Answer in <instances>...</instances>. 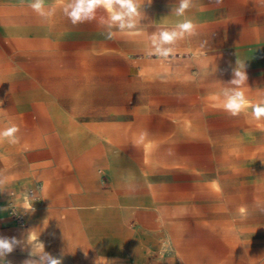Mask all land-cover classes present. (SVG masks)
I'll use <instances>...</instances> for the list:
<instances>
[{
    "label": "crops",
    "instance_id": "crops-1",
    "mask_svg": "<svg viewBox=\"0 0 264 264\" xmlns=\"http://www.w3.org/2000/svg\"><path fill=\"white\" fill-rule=\"evenodd\" d=\"M29 2L25 0L20 9L17 28L5 19L0 28V42L10 48L34 49L20 51L3 71L11 82L5 88L0 129L11 125L19 128L18 143L0 138V177L6 178L0 186V200L7 197L5 208L10 199L21 202L22 195L38 184L61 186L67 161L71 166L68 174L78 183H66L63 189L89 192L97 185H83L80 168L95 154L101 166L113 170L116 180L124 178L131 184L134 161L143 164L151 158L144 144H165L173 136L188 135L200 146L198 155L202 158L203 145L264 143V120L257 121L251 114L253 105L264 103V0H211L209 22L203 20L200 3L193 14L195 34L173 45L174 52L198 48L202 53V65L189 81L181 74L154 70L158 57L147 55L150 34L172 29L187 19V12L183 17L175 15L179 0H151L150 5L145 0V19L137 32L116 33L112 39L95 21L73 26L62 11L67 0H45L46 7H55V14L47 19L28 7ZM97 15L99 18L103 12ZM238 63L245 65L248 76V86L243 89L247 106L233 117L224 110V93L231 88L228 83ZM187 90L193 91V103L185 98ZM188 111L194 113L193 134L186 131L184 113ZM172 117L178 121L172 122ZM142 132L147 136L143 143H137ZM108 144L115 145L110 165L106 162ZM98 174L103 175V171ZM42 193L33 200L35 211L29 213L26 228ZM98 199L100 204L107 202L101 193ZM259 204L262 210L252 214L262 219L264 227V202ZM238 207L218 200L208 210L198 206L195 214L201 225L217 226L220 222L212 214L215 210L236 212ZM211 233L228 256L213 260V264H264V245L239 242L264 240V231L241 237ZM183 250L195 256V264H203L205 256L216 253L207 252L203 242Z\"/></svg>",
    "mask_w": 264,
    "mask_h": 264
},
{
    "label": "rangeland",
    "instance_id": "rangeland-1",
    "mask_svg": "<svg viewBox=\"0 0 264 264\" xmlns=\"http://www.w3.org/2000/svg\"><path fill=\"white\" fill-rule=\"evenodd\" d=\"M24 3L25 0H0V28L4 19L18 27ZM200 3L204 22L210 20L211 0H193L186 10V18L193 24V14L199 10ZM24 50L34 51L10 48L0 42V111L5 88L11 82V79L4 78V68L9 60L17 59L18 53ZM201 54L198 48H194L174 52L167 60L155 58L154 70L172 76L181 74L189 81L202 65ZM185 95L188 103L194 102L193 91L187 90ZM184 115L186 131L193 134L194 113L188 111ZM171 120L174 122L177 118ZM170 140L165 144L143 145L144 150L148 147L145 152L151 158L145 159L143 164L138 159L134 161L135 175L130 177L131 184H127L124 178L116 180L113 170L101 166L94 158L97 157L95 154L82 163L79 177L83 185H97L95 191L66 192L64 185L78 183V179L68 174L71 166L65 162L60 177L63 184L44 182L43 193L37 200L38 209L28 228L13 223L6 214L7 197L0 200V236L23 240L30 231L36 235L41 233L39 238L45 243V251L54 257H62L63 264H195V256L183 249L201 242L207 252H216L205 256L203 264L226 260V251L211 231L235 237L264 231L262 219L252 214L262 210L259 202H264V143L203 145L201 158L198 155L200 146L194 143L193 137L176 135ZM114 151L115 145L108 144V165L114 163L110 154ZM174 156L181 158L175 159ZM99 170L103 175L98 174ZM99 193L107 200L105 205L100 204ZM218 200L236 203L239 207L236 212L227 208L215 210L212 214L220 222L217 226L211 223L201 225L197 221L196 208L202 206L208 210ZM160 202L170 206H138ZM239 242L264 245V240ZM28 253L29 249L17 247L6 261L24 264L29 259Z\"/></svg>",
    "mask_w": 264,
    "mask_h": 264
},
{
    "label": "clouds",
    "instance_id": "clouds-1",
    "mask_svg": "<svg viewBox=\"0 0 264 264\" xmlns=\"http://www.w3.org/2000/svg\"><path fill=\"white\" fill-rule=\"evenodd\" d=\"M150 5L151 0H146ZM193 0H179V5L174 9L175 15L183 17L186 10L192 5ZM220 0H217L219 3ZM145 0H67L63 4L62 11L70 20L73 26L82 23H91L95 21L97 25L107 32V38L112 39L116 33H135L145 19L142 7ZM28 7L36 12L42 18H49L55 14V7H46L45 0H30ZM98 12L103 15L98 18ZM195 34V25L189 19L179 21L172 29H163L149 35L150 50L148 56H155L167 60L174 54L173 45L186 35ZM248 76L245 71V65L239 64L233 71V78L228 83L231 88L224 93V110L233 117L241 114L247 106V99L243 91L247 85ZM252 116L257 121L264 120V103H257L252 106ZM19 128L11 125L0 129V138L7 139L9 143L19 142L17 133ZM147 136L146 132L139 135L137 143H143ZM6 183V178L0 177V186ZM29 197L25 196L24 207L29 208ZM33 206L29 212H34ZM39 235L31 231L27 238L21 240L16 237L0 236V264H9L6 257L17 247L29 249V259L24 264H63L62 257H54L51 253L45 251V243L39 238Z\"/></svg>",
    "mask_w": 264,
    "mask_h": 264
},
{
    "label": "built area",
    "instance_id": "built-area-1",
    "mask_svg": "<svg viewBox=\"0 0 264 264\" xmlns=\"http://www.w3.org/2000/svg\"><path fill=\"white\" fill-rule=\"evenodd\" d=\"M101 172V171H100ZM43 190V186L38 184L35 188L28 190L26 193L22 195L21 202L17 199H10L6 205V214L7 217L15 223L17 226L21 228H26L28 225V216L30 207L33 206V200L36 196L41 193ZM28 196V204L29 208L26 209L24 207L25 204V196ZM34 208V206H33Z\"/></svg>",
    "mask_w": 264,
    "mask_h": 264
},
{
    "label": "bare ground",
    "instance_id": "bare-ground-1",
    "mask_svg": "<svg viewBox=\"0 0 264 264\" xmlns=\"http://www.w3.org/2000/svg\"><path fill=\"white\" fill-rule=\"evenodd\" d=\"M34 234V233H33Z\"/></svg>",
    "mask_w": 264,
    "mask_h": 264
}]
</instances>
